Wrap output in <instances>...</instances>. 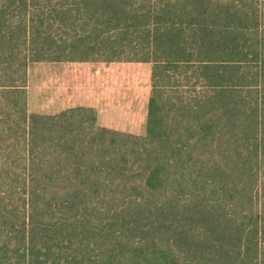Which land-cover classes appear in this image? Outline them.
Returning a JSON list of instances; mask_svg holds the SVG:
<instances>
[{
	"label": "trees",
	"instance_id": "16d2710c",
	"mask_svg": "<svg viewBox=\"0 0 264 264\" xmlns=\"http://www.w3.org/2000/svg\"><path fill=\"white\" fill-rule=\"evenodd\" d=\"M40 61L150 63L144 133ZM0 264H264V0H0Z\"/></svg>",
	"mask_w": 264,
	"mask_h": 264
},
{
	"label": "crops",
	"instance_id": "0c3cea01",
	"mask_svg": "<svg viewBox=\"0 0 264 264\" xmlns=\"http://www.w3.org/2000/svg\"><path fill=\"white\" fill-rule=\"evenodd\" d=\"M36 63L51 66L40 71V106L33 103L30 94L29 76L31 66ZM142 65L148 68L145 97L143 77L139 73ZM150 89L148 62L40 61L31 63L27 69L29 113L56 114L70 107H90L96 111L97 125L136 135H142L145 130Z\"/></svg>",
	"mask_w": 264,
	"mask_h": 264
},
{
	"label": "rangeland",
	"instance_id": "374dc122",
	"mask_svg": "<svg viewBox=\"0 0 264 264\" xmlns=\"http://www.w3.org/2000/svg\"><path fill=\"white\" fill-rule=\"evenodd\" d=\"M41 63H36L33 64L31 66V72H30V76H29V83H30V94H31V98L34 104H36L37 106H40L41 104V98H40V88H39V82H40V71L41 68L44 67V71H47L48 68H50L51 66H41ZM47 65V64H44ZM148 65V64H147ZM147 66L142 65L140 67V71L139 73L142 74L143 77V95L145 97L146 92H147Z\"/></svg>",
	"mask_w": 264,
	"mask_h": 264
}]
</instances>
